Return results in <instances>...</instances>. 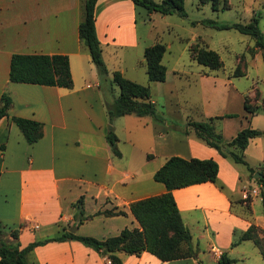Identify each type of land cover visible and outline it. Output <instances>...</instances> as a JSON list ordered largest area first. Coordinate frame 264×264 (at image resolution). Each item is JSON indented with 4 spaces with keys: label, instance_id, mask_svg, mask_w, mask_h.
<instances>
[{
    "label": "crops",
    "instance_id": "crops-1",
    "mask_svg": "<svg viewBox=\"0 0 264 264\" xmlns=\"http://www.w3.org/2000/svg\"><path fill=\"white\" fill-rule=\"evenodd\" d=\"M80 2L0 0V93L6 91L11 98L8 115L0 117V224L5 237L12 240L8 231L18 228L17 240L24 245L34 238L69 231L71 225L75 226L71 232L98 238L116 234L124 226H138L128 203L164 191L163 183L151 175L167 156L211 157L218 165L217 179L227 190L218 189L208 180L172 189L181 218L191 233V242L198 247L197 258L202 261L201 255H208L216 262L219 252L226 249L235 260L250 256L251 260L246 264H264V257L251 240L243 239L230 245L234 231L238 233L250 222L264 229V213L252 210V199L249 215L231 209L230 198L241 197L242 187L253 183L245 164V169L235 166L214 147L196 137L192 129L185 133V127L179 123L155 122L146 116L124 114L114 117L110 128L116 140L110 143L106 139L110 128L106 126L109 122L96 87L98 75L77 34ZM167 14H161V17ZM153 15L154 12L147 13L144 7L131 0L95 1L94 29L108 75L117 69L129 79L146 83L143 49L160 40L157 35H150L147 21ZM164 26L170 24L164 23ZM197 36L189 38L186 48ZM168 47L166 43L161 62ZM13 52L66 54L72 85L10 81L7 71L9 56ZM257 56L254 53L251 59ZM186 61L190 65L196 63L188 50ZM176 63L174 59L170 69L164 65L165 78L156 81L157 86L173 97L172 90L177 88L175 78L184 76L189 83L191 77L201 97V119L212 113L206 107L214 98V91L221 90L218 100L224 106L231 103L235 107L237 102V108L230 110L237 113L239 119L236 122L231 120L228 137L220 129L223 141L229 140L246 125L264 129V116L258 123L262 114L257 111L246 113L242 105L243 96H252L254 88L259 90L260 100L264 96V86L262 89L254 86L244 93L245 89L236 88L228 75H219L206 66L184 69L177 67ZM113 88L116 92L115 86ZM150 98L153 101L151 94ZM230 110L227 112H232ZM10 115L41 121L42 135L27 142ZM223 119L225 124L231 118ZM131 120L137 121L140 129H146L144 135L139 137L130 132L128 122ZM116 122L122 124L123 137L118 133ZM113 146L119 154L112 152ZM243 158L254 169L252 176L257 170L264 171V134L248 140ZM79 196L83 215L90 216L74 221L73 203ZM105 208L123 212L95 213ZM192 224L196 229L201 226L200 233H193ZM200 237L205 239V249ZM246 240L251 241L255 250L245 244L243 247L247 249L238 246ZM233 250L238 255L232 256ZM118 254L122 264H198L192 257L161 260L147 251L138 255L122 251ZM29 257L38 264H103L107 258L73 238L35 245Z\"/></svg>",
    "mask_w": 264,
    "mask_h": 264
},
{
    "label": "trees",
    "instance_id": "trees-1",
    "mask_svg": "<svg viewBox=\"0 0 264 264\" xmlns=\"http://www.w3.org/2000/svg\"><path fill=\"white\" fill-rule=\"evenodd\" d=\"M96 0H81L80 18L77 24L79 40L85 45L90 61L93 63L98 75L97 88L100 92L104 112L107 121L111 123L116 116L131 114L135 116H146L155 122H163V116L155 108L150 98L148 85L129 79L114 69L108 75L107 67L101 55V48L94 29L93 7ZM133 3L145 8L147 13L159 12L161 14L176 13L185 16L186 11L183 0H131ZM201 3L209 2L212 9H216L218 0H198ZM202 22L216 28H235L240 32L248 33L254 38V45L259 49L264 47L263 33L257 25V17L252 14L245 22L223 23L210 18L202 19ZM250 52L254 51L249 48ZM165 50V44L156 40L143 49V61L146 77L149 81H162L165 78V66L160 61ZM187 50L192 59L197 63L206 66L210 70L218 69L222 65L219 54L212 48L191 42ZM261 59L264 61V50L261 52ZM245 73L237 66L233 68L230 75L238 76ZM7 77L10 81L39 83L46 85H57L70 87L72 78L70 75L68 57L64 53H41V52H13L9 56ZM113 84L117 85V92H114ZM257 89H253V95L243 96L242 105L246 113L252 114L261 106L256 102L258 99ZM264 101V96L260 102ZM11 98L6 91L0 93V117L8 115L7 109L10 106ZM231 113L221 115H209L204 119H188L185 121V133L192 129L193 134L204 143L214 147L219 154L231 158L234 162L247 165L243 158V149L248 140L256 135L264 134V129L246 125L238 129L229 140L223 141L220 132L215 127V121L222 116H230ZM10 119L17 125L24 139L32 142L42 135V122L33 118L10 115ZM190 127V128H188ZM106 139L113 143L116 135L112 128L106 132ZM114 154H119L115 146L112 147ZM217 162L211 158H199L195 156L183 157L172 154L167 156L163 162L152 172V178L164 185V191L156 194L143 196L128 203V208L136 220L138 226L122 227L116 234L98 238L92 235L79 234L63 230L58 235L43 238H34L24 245L17 240L18 228L8 231L12 238L5 237V232L0 224V264H38L34 258L30 259V252L33 247L43 244L49 240H64L67 238L77 239L83 244L92 247L100 255L106 256L108 261L103 264H122L118 252L138 255L141 251H147L161 260L192 257L202 264L197 258L198 247L191 242V233L184 224L179 209L172 195V189L186 186L192 183L211 181L218 189L224 190V185L217 179ZM256 182L260 187V197L264 213V171L257 170ZM245 201V215L250 214L249 196ZM239 201V202H240ZM82 198L79 196L73 203L75 212L74 221H81L85 217L81 206ZM231 203V200H230ZM122 210L105 208L95 213L117 214ZM243 239H249L257 247L259 254L264 257V229L250 222L247 227L238 232L230 245H235ZM235 259L230 257L226 250L219 252L217 264H230Z\"/></svg>",
    "mask_w": 264,
    "mask_h": 264
},
{
    "label": "rangeland",
    "instance_id": "rangeland-1",
    "mask_svg": "<svg viewBox=\"0 0 264 264\" xmlns=\"http://www.w3.org/2000/svg\"><path fill=\"white\" fill-rule=\"evenodd\" d=\"M183 6L186 11L185 16H180L176 13H168L167 15H165V17H161L163 16L161 15V13L154 11L155 15H153L151 19L147 21L150 28V35H157V39H160L163 43H167L169 45L163 55L162 63L169 69L174 59L177 60L176 66L180 68L193 69L195 66L205 67L197 62H193L190 65L186 61L187 48L185 43L189 42V38L191 36L198 35L196 37V40L192 41L214 49L219 54V57L222 60V65L218 69H215L213 72H216L222 76H227L230 75L235 66H237L239 70H244L245 68L244 74L238 76H230L231 80L237 86L236 88L240 90L245 89L244 93L252 90L254 86L262 89L264 86V61L261 59V52L262 50H264V47L261 49L256 47L254 45L253 36L248 33L240 32L232 27L216 28L203 23L202 19L210 18L217 22L223 23H245L250 19L252 14H255L257 17L258 28L263 33L264 39V0H218L216 9H212L209 2L201 3L198 0H183ZM164 23H169L170 26L166 27L164 26ZM249 48H252L254 52L251 53ZM254 53H257L258 56L255 57V59H251ZM139 68L141 67L139 66ZM175 82V87L177 88L172 90L173 94L176 95L175 97L174 95L173 97L170 96L165 90V93H163L162 89L157 86L156 81H149L146 79V83L144 84L148 85L150 94L153 97L155 108L163 116V122L179 123L181 124V126L185 127V121H187L188 119H201V114L203 111L201 97L199 96L196 84H194V81L191 77H189V83L186 81V78L184 76L178 79L175 78ZM113 86H115L116 90L118 91L117 85L113 84ZM220 91L221 90L214 91L215 96L210 100L206 109L212 112L211 115L231 113L230 116H222L217 121H215L216 129L219 132L220 129H223L225 133L224 136L228 137L230 135L229 131H231L232 129V126L230 124V122H232L231 120L236 122L239 119L237 113L230 110L237 108V102L235 104V107L231 103L230 106H224L223 103L218 100V94L221 93ZM257 91L259 93V90ZM248 96L250 97V95ZM256 102L261 105L257 110V113L262 114L259 115L260 117H258L259 119L257 120L258 123H261V118H263L262 116H264V101L260 102V100L258 99L256 100ZM227 110H230L232 112H227ZM224 117H228L231 119L225 121L224 124L222 123ZM136 122L137 121L135 120H131L128 122L131 129L130 132L140 137L141 134H145L144 131L146 129H140L139 126H137ZM116 125L118 127L117 129L119 135L123 137L125 135V132L120 128L122 127V124L116 122ZM226 158L232 161L235 166L245 169L244 164L234 162L229 157ZM248 177L249 179H253V183L251 185L246 183L245 186L242 187L243 192L241 194V197L239 198L246 199L249 196V201L246 200V202H248L250 206V200L252 199V210L255 212L263 213V204L259 194V184L254 179L255 176H252V173H249ZM241 184L242 181L241 183H239V185ZM224 189L227 190L226 186H224ZM253 189H255V191H253ZM262 190L264 191V188H262ZM239 198H230V200L232 199L231 209L234 212L244 214L245 201H240ZM183 216L185 221H187L185 218V214H183ZM72 226L74 225H71V227ZM199 227L201 228V226ZM200 228L196 229V227H194L192 224L191 230L194 234H196L200 233V230H198ZM237 234L238 233L234 231L233 238L236 237ZM204 240L205 239L203 237H200V242H202V245H204L205 243ZM241 242L242 243L238 245L241 246V248L247 249L246 247H243L246 245L255 250V247L251 243V241L246 240ZM203 248L205 249V245L203 246ZM231 255H238V252L236 250H233L231 252ZM201 259L202 264H217V262L212 261V259L208 255H201ZM250 260L251 257L249 256L244 259H237L235 260V262H233V264H246Z\"/></svg>",
    "mask_w": 264,
    "mask_h": 264
},
{
    "label": "water",
    "instance_id": "water-1",
    "mask_svg": "<svg viewBox=\"0 0 264 264\" xmlns=\"http://www.w3.org/2000/svg\"><path fill=\"white\" fill-rule=\"evenodd\" d=\"M111 127V125L110 124H107V128H110ZM258 173L257 172H255V174H254V176H256ZM75 229V226H72V227H70L69 228V231H73Z\"/></svg>",
    "mask_w": 264,
    "mask_h": 264
},
{
    "label": "built area",
    "instance_id": "built-area-1",
    "mask_svg": "<svg viewBox=\"0 0 264 264\" xmlns=\"http://www.w3.org/2000/svg\"><path fill=\"white\" fill-rule=\"evenodd\" d=\"M263 108H264V106H263ZM253 191H255V189H253ZM245 195V194H244ZM106 261H108V259H106Z\"/></svg>",
    "mask_w": 264,
    "mask_h": 264
}]
</instances>
